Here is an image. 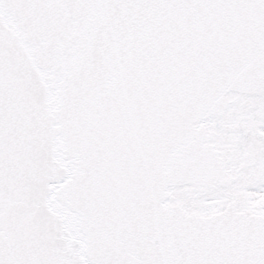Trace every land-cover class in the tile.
I'll return each instance as SVG.
<instances>
[{
  "label": "snow or ice",
  "instance_id": "1",
  "mask_svg": "<svg viewBox=\"0 0 264 264\" xmlns=\"http://www.w3.org/2000/svg\"><path fill=\"white\" fill-rule=\"evenodd\" d=\"M0 264H264V0H0Z\"/></svg>",
  "mask_w": 264,
  "mask_h": 264
}]
</instances>
